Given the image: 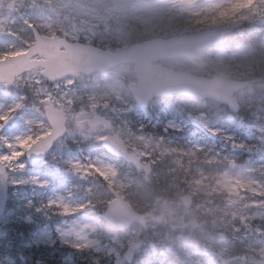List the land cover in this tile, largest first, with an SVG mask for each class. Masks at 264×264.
<instances>
[{
	"label": "rangeland",
	"instance_id": "obj_1",
	"mask_svg": "<svg viewBox=\"0 0 264 264\" xmlns=\"http://www.w3.org/2000/svg\"><path fill=\"white\" fill-rule=\"evenodd\" d=\"M236 1L202 0L199 3V0H176L175 2L171 0L160 2L157 0L143 2L140 0H17L12 6L11 0H1L0 59L25 52L34 43L32 31L26 27L27 25L38 27L45 35L55 36L61 33L60 35L68 37L70 41L82 40L111 48L115 47L114 44L127 46L131 44L132 38L137 42L143 38L163 35L168 37L176 33H195L223 27L226 24L234 25L235 16L239 12L237 11L239 6L235 5ZM238 1L243 7L249 2V0ZM225 3H227L224 7L225 11H218ZM94 19H103V24L95 23ZM261 24H264V18ZM75 28L76 32H74ZM238 28L237 32L243 38L246 33L250 34L253 31L240 29L241 26ZM132 34L134 37H130ZM232 40L228 39L224 46L205 51L198 60H169L163 62V65L208 78L216 74L234 78L235 71L244 67L235 66L232 62L233 58L242 55L248 57L253 51L251 44L235 43ZM244 66L246 67V64ZM126 82H135L133 67L123 66L108 75L70 77L55 83H49L41 75V69H36L21 76L13 87L0 84V116L11 113L6 122L0 121L2 131L0 156H11L13 152L23 153L18 160L3 163L9 174L11 205L9 204L7 210L0 214V264H21L19 258L21 255L30 259L33 264H43V262L95 264L94 262L99 263V257L94 253L104 249L98 247L97 243L88 241L84 236V229L89 226L86 220L80 222L77 219L63 220V225L56 229V235L47 231L46 225L52 223V220H55L56 216L67 208L61 200L45 196L49 198L42 203L44 208L40 211L33 209L36 205L35 201L26 200L29 199L26 187L29 186L32 191L34 187H37L36 190L40 191L38 187L45 182H42L38 174L42 168L33 174L26 173L30 169L24 160L25 148L20 146V142L30 139L29 148L38 138L40 139L50 131L45 114L48 101L55 107L66 110L70 117L67 137L59 143L51 154V158L60 161L62 167L70 168L73 174L78 175V178L82 176L89 178L87 176L89 166L85 160L72 159L71 143L88 141L92 146L108 135L114 134L88 125V121L100 112L112 115L110 117L117 126H127L133 120L144 121L146 109L149 108L151 111L154 108L155 111L163 113L159 116L166 118V128L181 131L186 130L185 126L189 127L197 122L208 133L218 136L221 142L217 147L222 157L220 161L229 163L237 162L239 158L264 159V85L260 86L258 92L250 89L239 94V100L243 106L239 116L229 115L226 109L218 108L213 102L201 104L198 103L199 101L190 100L183 104L181 100L174 102L169 98H165L166 103L160 100L153 106L150 104L148 108H143L144 112L135 109L130 114L118 115L120 111H128L130 107L128 98L131 97ZM175 97L180 99V96L171 98ZM77 106H79L78 109H76ZM205 108L209 114L213 115L212 118L202 113ZM170 110L172 111L169 112ZM222 118H225L223 125ZM141 140H143L142 137ZM193 147L200 149L197 144ZM165 152H168L167 149ZM97 160H94L96 171L106 179L120 181L122 189L124 183L117 178L114 170L99 159ZM211 161L212 159L208 158L204 161V166L208 168L207 174H211V180L204 183L201 179L197 182L199 186L194 184L190 188V193L195 196L199 191L197 187H213L219 189V193L222 194L210 192L209 205L200 203L197 198L191 214L184 211L179 196L174 197L176 208L170 207L164 213L166 216H171L169 222L171 247L177 244L176 239L179 235L185 234L191 243L194 230L185 228L186 215L189 217L187 222L193 218L199 220L200 234L205 241L209 242L203 244L202 249H206L209 255L216 257L217 251L221 250L234 254L235 264H264V231L247 228L249 223L264 219V201L252 202V197L247 192L251 191L258 197L264 191L252 190L250 177L246 172L239 174L238 179H241L243 188L237 189L234 183L239 182L235 181L227 171L218 173V164ZM21 164L24 165L23 170L19 167ZM252 164H256L253 159L249 161L248 168L257 171L258 168L251 167ZM44 168L46 171L50 170L48 166ZM259 171L264 175V168ZM158 187L165 189L164 184H159ZM84 191L87 195V190L84 189ZM73 194H80L82 197L85 195L75 190ZM78 207L80 208L79 205ZM232 220L241 225L233 224ZM151 225L152 229L157 228L156 222H152ZM222 232L232 234L233 238L228 241ZM237 233L243 234L240 242L247 250L243 255L235 254L233 251L237 249L233 241ZM250 233H253V236H250ZM129 234L132 238L128 237ZM129 234H126V239H114L112 242H117L122 247L124 242L141 237L142 230L135 228ZM145 245L147 248L149 243ZM104 251L107 254L113 252L111 249H104ZM184 251V247L177 246L173 250V255H182L180 258L183 261ZM113 253L116 258L114 264H124V261L115 252ZM73 256H78V259L75 260Z\"/></svg>",
	"mask_w": 264,
	"mask_h": 264
},
{
	"label": "water",
	"instance_id": "obj_2",
	"mask_svg": "<svg viewBox=\"0 0 264 264\" xmlns=\"http://www.w3.org/2000/svg\"><path fill=\"white\" fill-rule=\"evenodd\" d=\"M218 31L212 30L205 33H200L191 36L179 37L183 41L184 49L189 52L190 56L208 46L217 42ZM37 46L32 49L29 53L18 56L11 60L0 62V82H7L13 85L14 78L18 75L30 71L36 67H43V76L49 79L50 82H54L57 79L67 77L69 75L79 76L81 72L86 71V65L88 64V59L81 54L86 52V50L91 51V48L82 47L79 45L67 47L66 52L58 51H38L45 40H43L38 34ZM44 54L47 61L37 62L30 61V58L37 55L38 53ZM248 86L245 82H237L233 87L224 86L219 77H215L214 80L208 81L205 79H199L194 76L168 72V78L166 80V85L162 91L164 94L181 92L186 96H199V97H213L220 100L223 103H227L231 106V110L238 112L240 107L238 106L236 100L233 98V94L240 88ZM140 93V92H139ZM48 119L53 127V132L46 138L38 141L32 146L28 151L27 157L29 162L35 166L40 163L42 159L45 158L46 154L51 150L54 143L65 134L66 132V115L64 111L55 110L52 105L47 109ZM94 125H105L109 127L108 123L95 121ZM110 149H116L117 146L113 145L111 141L106 142ZM7 175L6 169L0 163V212L5 210L7 203V192L8 188L6 186ZM189 198L185 200L187 203ZM105 217L114 225L129 226L132 222L137 219L135 213H133L127 206L125 208H119V204L114 202ZM135 249V247H133ZM130 259L131 253H128ZM228 264V262H225Z\"/></svg>",
	"mask_w": 264,
	"mask_h": 264
},
{
	"label": "flooded vegetation",
	"instance_id": "obj_3",
	"mask_svg": "<svg viewBox=\"0 0 264 264\" xmlns=\"http://www.w3.org/2000/svg\"><path fill=\"white\" fill-rule=\"evenodd\" d=\"M135 148H133V149H129V151L130 152H132L133 150H134ZM142 159H145V161H147L148 159L146 158V157H144V156H142ZM106 190H107V188L106 187H104V191L103 192H101L102 193V195L100 196V199H102L103 200V202H101V203H99L101 206L103 205H106V204H108L109 203V201H110V198L112 197H114V194H109V193H111V188H108V191H107V193H106ZM111 196V197H110ZM125 197V196H124ZM157 209V207H152V206H149L148 208H146L145 209V212H146V214H147V216L149 217V219H151L152 217H153V212L155 211ZM186 218V217H185ZM199 219H202V218H199ZM161 225V227H159L158 229L156 228V230L155 231H153V230H148V228H145L143 231H147V234H149V236L152 238L153 236H159L160 238H162L163 240H165V242L168 244L169 243V241H170V239H169V230H170V228L168 227V225L167 224H164L163 222H162V224H160ZM200 226H198V227H196L195 229H192V230H194L195 232H198V233H200V228H199ZM185 228H188L189 229V227H188V225H186L185 226ZM199 228V229H198ZM114 230H116L117 231V233L116 234H114V236H112V239H114V238H117V239H121V238H123V239H126V234H128V232H131L130 230H120V229H114ZM173 231V230H172ZM128 237H132V235H130L129 234V236ZM149 238H147L145 235H143L142 236V238H141V240H139V243H140V248L137 250V252L134 254V260H133V264H138V262L140 261V260H143V258L145 257V254H144V249H143V247H144V241L145 240H148ZM150 240V239H149ZM187 244H189L188 242H189V238H188V236H187ZM186 240H185V242H186ZM138 242V241H137ZM184 242V243H185ZM125 242H124V245H123V247L122 248H119V247H117V246H114V252H115V254L116 255H118L120 258H124V254H125ZM167 249L168 250H170V248L169 247H167ZM218 255H220V258H218V260L216 261L218 264H221V261H222V253H221V251H219V253H218ZM115 255H113L111 258H108V259H106V261L107 260H116V258L114 257ZM232 260V259H231ZM21 261H22V263L23 264H32V261L30 260V259H27V258H22L21 259ZM43 264H49V263H45V262H43Z\"/></svg>",
	"mask_w": 264,
	"mask_h": 264
},
{
	"label": "snow or ice",
	"instance_id": "obj_4",
	"mask_svg": "<svg viewBox=\"0 0 264 264\" xmlns=\"http://www.w3.org/2000/svg\"><path fill=\"white\" fill-rule=\"evenodd\" d=\"M20 54L21 53H17V55H20ZM5 59H7V56H5ZM10 115H11V113H9V115L0 116V121L6 122L10 118ZM30 142H31L30 139L29 140H22L20 142V146L22 148L27 149ZM9 147H11V145H9ZM22 155H23L22 152L21 153L13 152V154L11 156H0V163L12 162V161L18 160L19 157ZM19 167L21 170H23L24 165L21 164ZM68 211H70V210L65 208V213H67Z\"/></svg>",
	"mask_w": 264,
	"mask_h": 264
},
{
	"label": "clouds",
	"instance_id": "obj_5",
	"mask_svg": "<svg viewBox=\"0 0 264 264\" xmlns=\"http://www.w3.org/2000/svg\"><path fill=\"white\" fill-rule=\"evenodd\" d=\"M221 83L226 86V87H233L235 84V80L233 78L230 77H219Z\"/></svg>",
	"mask_w": 264,
	"mask_h": 264
},
{
	"label": "trees",
	"instance_id": "obj_6",
	"mask_svg": "<svg viewBox=\"0 0 264 264\" xmlns=\"http://www.w3.org/2000/svg\"><path fill=\"white\" fill-rule=\"evenodd\" d=\"M150 189H152L150 184L149 185L148 184H144V186L141 188V191H142L141 195L143 197H145L147 192H149L148 190H150Z\"/></svg>",
	"mask_w": 264,
	"mask_h": 264
},
{
	"label": "bare ground",
	"instance_id": "obj_7",
	"mask_svg": "<svg viewBox=\"0 0 264 264\" xmlns=\"http://www.w3.org/2000/svg\"><path fill=\"white\" fill-rule=\"evenodd\" d=\"M260 72V73H259ZM258 73H259V75H261L262 76V78L264 79V69L263 70H261V71H258ZM76 109H78V107L76 108ZM135 200L137 201V202H141V200L139 199V198H135Z\"/></svg>",
	"mask_w": 264,
	"mask_h": 264
}]
</instances>
